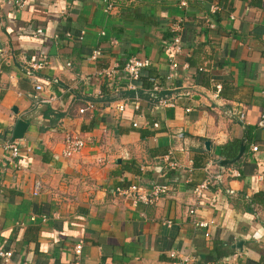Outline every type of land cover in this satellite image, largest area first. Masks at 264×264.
<instances>
[{
  "label": "crops",
  "instance_id": "crops-1",
  "mask_svg": "<svg viewBox=\"0 0 264 264\" xmlns=\"http://www.w3.org/2000/svg\"><path fill=\"white\" fill-rule=\"evenodd\" d=\"M114 1L108 14L103 0H0V156L16 121L26 124L14 164L0 162V247L12 251L0 264H264V0ZM177 20L172 71L163 46ZM94 47L101 56L92 61ZM130 55L149 60L133 89L121 71L112 82L98 75ZM31 61L45 63L28 74ZM143 77L158 92L190 95L163 108L147 97L133 104L128 95ZM85 101L93 108L79 113ZM66 132L85 140L71 157L60 154ZM241 144L220 187L188 214L205 161L233 159ZM131 183H164L168 192L152 205L115 195ZM195 219L212 222L199 228Z\"/></svg>",
  "mask_w": 264,
  "mask_h": 264
},
{
  "label": "built area",
  "instance_id": "built-area-1",
  "mask_svg": "<svg viewBox=\"0 0 264 264\" xmlns=\"http://www.w3.org/2000/svg\"><path fill=\"white\" fill-rule=\"evenodd\" d=\"M182 5H185L184 3H181ZM103 11L106 13H110L115 7H116V3L114 0H103ZM218 5L213 3L209 5L208 11L207 13H204L202 15V20L204 22V24L207 27H212V21L210 18V15L212 13H214L215 11H217ZM181 21L177 20V21H173L170 24V29L172 32L176 33L175 37L171 40L170 43L166 44L163 46L164 50L171 53V58L169 59V67L170 70L174 71L179 65L178 63L175 61L174 59V54H178L181 52V45H180V31H181V27H180ZM40 29H37V32H40ZM67 36H69V33H66ZM82 35H83V31H79L78 35H77V39L81 40L82 39ZM101 56L100 50L98 47H94L91 49L90 54L88 56L89 60H96ZM6 59V53L5 51L0 47V62L4 61ZM44 61H31L28 62V70L27 73L29 74V72L31 71H36L38 69H41L44 66ZM66 65H68V63H66ZM149 66V60L145 59V58H138L134 55H130L129 57H127V59L123 62L121 68L119 69V67L116 64H113L111 66H107V67H102L98 70V75L101 77H104L105 79L109 80V81H113L115 80V77L117 76V74L119 73V71L123 72L126 75L127 78V84L126 89H133L134 88V83L138 80L139 76H140V72L143 68L148 67ZM181 68H186V64L183 63L182 65H180ZM199 71H202L204 69V63L203 65L199 66L197 68ZM150 82H151V95L153 97L155 92H158L160 89L157 85V82L154 78H150ZM218 88V86H217ZM34 89L36 91L41 90V86L36 84L34 86ZM113 92L115 94H117L118 90L116 88L113 89ZM182 96V95H190L189 91H180L178 93H173V92H169V93H165L162 95H159L158 97H155L156 99L153 100L152 99V103L154 105V107H166V106H172L174 104V101L176 99L177 96ZM52 98V97H51ZM50 98V99H51ZM136 99L137 97L134 95L133 97L129 98V101H131L133 104L136 103ZM124 102L122 100H117L114 102V106L113 108L117 111H122L124 109ZM93 108V103L90 101H85V104L83 107H80L78 109L79 113H83L85 110L87 109H91ZM133 126L136 125V123H132ZM257 125L262 127L264 125V114H261L258 121H257ZM153 126H156V124L154 123ZM85 145V140L84 138H82L80 135H78L77 133L74 132H66L61 140V156L63 157H71L73 155L78 154L81 149L84 147ZM251 151H255L256 150V146L252 145L250 147ZM3 154L0 156V162H2L3 164L5 163H13L15 162V160L17 159V157L19 156V145L17 143V140H11V139H7L3 142ZM166 164L169 167H173L175 166V163L173 161H170L167 157L165 160ZM226 168L223 166H220L216 161L208 159L205 161L204 164V171H205V177L204 179L197 184L196 186H194V188L192 189V194L194 197V203L192 204L191 207H189L187 209V213L190 215H193L196 211V206L199 203L200 197L201 195L209 189V187H220V183L222 182V178L223 176L226 174L225 172ZM235 172L234 170H230L229 169V173H233ZM259 180L264 181V175L263 174H259L258 176ZM42 186H41V182L39 180L34 181L33 183V188H32V194L36 195L40 190H41ZM229 193H231L232 191L229 189L227 190ZM168 192V186L164 183L162 184H152L149 187H144L141 186L139 184H135V183H131L125 187H115L114 188V193L117 196L122 197L123 199L132 201V202H139L142 204H155L158 201V198L161 195H165ZM40 220H45L46 216L45 215H39L38 217ZM35 217L32 215L30 216V220H34ZM212 221H204V220H194L193 221V225L199 228H206L208 226V224H210ZM163 224H165L166 226H170L171 221L170 220H163ZM206 235V233H205ZM80 247H81V243H76L73 246V254L75 256H78L80 253ZM169 255L171 257H173L175 255L174 252H170ZM12 257V251L11 250H7V249H3L0 247V259L2 261V263H7L8 261H10ZM16 264H32L29 263L27 261H18ZM175 264H183V263H175Z\"/></svg>",
  "mask_w": 264,
  "mask_h": 264
},
{
  "label": "water",
  "instance_id": "water-1",
  "mask_svg": "<svg viewBox=\"0 0 264 264\" xmlns=\"http://www.w3.org/2000/svg\"><path fill=\"white\" fill-rule=\"evenodd\" d=\"M25 127H26V124L22 120L18 119L15 123L13 130H12L11 140H16V139L21 138ZM205 144H207V142H205ZM243 149H244V145L241 144L239 147L238 154L233 159L221 160L219 165L224 167V166L230 165L231 163L237 161L239 159V157L241 156ZM240 244H241L240 241H237L236 246H235L236 249H238L239 251L241 250Z\"/></svg>",
  "mask_w": 264,
  "mask_h": 264
},
{
  "label": "trees",
  "instance_id": "trees-1",
  "mask_svg": "<svg viewBox=\"0 0 264 264\" xmlns=\"http://www.w3.org/2000/svg\"><path fill=\"white\" fill-rule=\"evenodd\" d=\"M141 83H142L143 89L136 90V92L129 93L128 95L129 97H133L134 95L136 97H147L150 101H152V99L153 100L156 99L155 97H158L159 95L167 93V92H155L154 93L155 97H153L151 95V83H149L145 77L141 78ZM248 264H251V263H248Z\"/></svg>",
  "mask_w": 264,
  "mask_h": 264
}]
</instances>
